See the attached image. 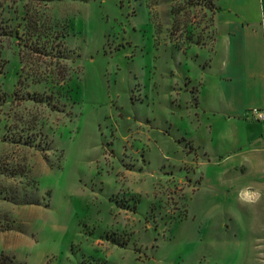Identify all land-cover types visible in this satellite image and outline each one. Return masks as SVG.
<instances>
[{
	"label": "rangeland",
	"instance_id": "1",
	"mask_svg": "<svg viewBox=\"0 0 264 264\" xmlns=\"http://www.w3.org/2000/svg\"><path fill=\"white\" fill-rule=\"evenodd\" d=\"M23 5L3 14L14 27ZM34 13L71 52L58 62L0 36V264H244L264 206L204 184L188 138L201 139L191 76L214 46L212 11L61 0Z\"/></svg>",
	"mask_w": 264,
	"mask_h": 264
},
{
	"label": "crops",
	"instance_id": "2",
	"mask_svg": "<svg viewBox=\"0 0 264 264\" xmlns=\"http://www.w3.org/2000/svg\"><path fill=\"white\" fill-rule=\"evenodd\" d=\"M217 3L214 46L200 52V71L191 76L199 84L193 122L201 139L188 138L208 163L204 184L234 190L241 202L259 199V208L264 206V121L252 111L264 108V0ZM232 174L239 178L226 182ZM247 254L244 264H264V235L250 240Z\"/></svg>",
	"mask_w": 264,
	"mask_h": 264
},
{
	"label": "trees",
	"instance_id": "3",
	"mask_svg": "<svg viewBox=\"0 0 264 264\" xmlns=\"http://www.w3.org/2000/svg\"><path fill=\"white\" fill-rule=\"evenodd\" d=\"M52 1H61V0H0V36L9 37L14 36L19 40V45L22 46L24 50H27L29 54L32 55H44V56H53L60 62L64 58H68L69 52H71L67 45H65L63 37L64 34L59 35L57 32L48 31L49 28H43L44 25L41 23L38 14L34 13V9L37 8L40 4H46ZM188 4L192 7H197L199 5H204L209 10L212 11L215 15L216 11L219 9L217 3L218 0H186ZM24 2L23 8L25 15L22 19L24 22H19L15 27L12 24L14 20L12 17L6 18L3 14L5 12H10L13 9V12H19L18 4ZM16 17L18 15L16 14ZM214 19V16H213ZM23 28V29H22ZM20 50L21 62L24 63L25 52ZM60 64V63H59ZM65 67V66H63ZM23 71V68L21 72ZM1 72V71H0ZM19 82H22V73L19 74ZM57 75L60 77V80L64 84L69 81L72 76L69 75L65 77L61 75L60 72H57ZM44 79L40 78L37 81L41 82ZM59 84V82H58ZM63 84V83H62ZM40 92L34 91L29 95L32 96L36 101H48V104H53L51 96H40ZM56 105L53 104L52 107ZM19 199V198H18ZM20 200V199H19ZM23 203V201H21ZM40 202H38L39 204Z\"/></svg>",
	"mask_w": 264,
	"mask_h": 264
},
{
	"label": "built area",
	"instance_id": "4",
	"mask_svg": "<svg viewBox=\"0 0 264 264\" xmlns=\"http://www.w3.org/2000/svg\"><path fill=\"white\" fill-rule=\"evenodd\" d=\"M252 112L255 115L256 119L264 121V108L262 109L256 108Z\"/></svg>",
	"mask_w": 264,
	"mask_h": 264
}]
</instances>
